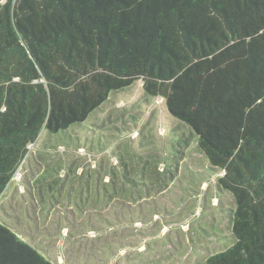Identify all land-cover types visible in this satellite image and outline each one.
Here are the masks:
<instances>
[{"label": "trees", "instance_id": "1", "mask_svg": "<svg viewBox=\"0 0 264 264\" xmlns=\"http://www.w3.org/2000/svg\"><path fill=\"white\" fill-rule=\"evenodd\" d=\"M140 80L190 128L235 199L234 241L205 264H264V0H0V200L43 130L67 135ZM120 160V187L90 197L87 181L73 201L80 223L101 228L106 206L133 217L136 192H150ZM45 173L31 182L41 198L54 175ZM52 181L49 201H59ZM0 264L56 263L0 222Z\"/></svg>", "mask_w": 264, "mask_h": 264}, {"label": "rangeland", "instance_id": "2", "mask_svg": "<svg viewBox=\"0 0 264 264\" xmlns=\"http://www.w3.org/2000/svg\"><path fill=\"white\" fill-rule=\"evenodd\" d=\"M120 157L134 178L148 183L150 192H136L133 217L127 209L106 206V220L92 229L80 223L73 201L87 195V181L90 197L104 184L109 190L112 184L120 187L127 173ZM48 168L54 175L42 183L41 198L31 182ZM223 173L164 99L146 95L140 80L111 94L67 135L42 131L0 200V222L56 264H205L211 253L234 241L236 204L218 185ZM51 179L59 180L52 181L62 192L59 201H49L52 189L57 190L48 188ZM69 189L72 201L66 198ZM110 211L119 217L108 216Z\"/></svg>", "mask_w": 264, "mask_h": 264}]
</instances>
